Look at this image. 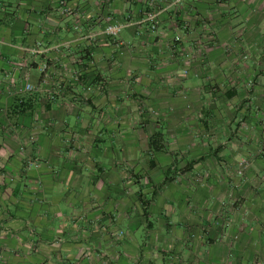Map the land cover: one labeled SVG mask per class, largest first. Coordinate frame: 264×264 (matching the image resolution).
Wrapping results in <instances>:
<instances>
[{"label":"crops","instance_id":"obj_1","mask_svg":"<svg viewBox=\"0 0 264 264\" xmlns=\"http://www.w3.org/2000/svg\"><path fill=\"white\" fill-rule=\"evenodd\" d=\"M156 2L0 0V264H264V0Z\"/></svg>","mask_w":264,"mask_h":264},{"label":"rangeland","instance_id":"obj_2","mask_svg":"<svg viewBox=\"0 0 264 264\" xmlns=\"http://www.w3.org/2000/svg\"><path fill=\"white\" fill-rule=\"evenodd\" d=\"M182 2H183V0H159V2H156L154 6L153 5L151 6L150 10L145 14L143 19H141L142 21L138 22V23L140 24L142 22H148L150 31L154 32V31H156V27H157V24H158V15H159V13L165 11L166 9L170 8L171 6L172 7L179 6V5L182 4ZM119 23H121V22H119ZM108 24H113V23H108ZM108 24H105V25H108ZM121 24L124 26L125 22H122ZM187 27H188V25H186V22H185L183 24V26H182V30L178 28L177 32L172 36V39L167 44V46H168L167 47V52H169L171 54L172 51H173L174 42H181V40H183L184 36H186V33L184 31H187ZM183 28H185V29H183ZM201 28H202V33H201L202 42L199 41L200 43H206V42L215 40L214 33L210 29L209 26L204 25V26H201ZM184 33H185V35H184ZM115 35H117V34H115ZM114 36H112V37L106 36V37L113 38ZM176 37H177V39H176ZM184 48L185 47H183V49L181 50L184 53H186V52H188L190 50L189 48H187V50H185ZM36 49H37V47H35V50L32 49L31 51L35 52ZM244 56H245V54L241 55V57H244ZM188 57H189V54H185V60L186 61H187ZM187 71H188V65L185 63L181 72L184 75V74L187 73ZM242 83H243V86H245L246 88H249V87L252 86L253 80L252 79H247V80L242 81ZM256 153H257V151H256ZM233 165L235 166V167H233L234 176H242L244 170L249 165L248 158L246 156H237V158L234 159V164ZM196 179H197V181H199V180L201 181V179L203 180L202 177H197ZM234 185L236 186L237 183L235 182ZM253 185H254V183H253ZM239 194L241 195L243 193H239ZM231 211H233V210H231ZM239 212H240L239 215L242 214L243 218H253L254 217L253 219H255V220H259L258 218H263V215L259 212L258 209H255V208H251V209H249L247 211L244 210L243 208H241L239 210ZM236 213H237V211L235 212V214ZM237 217H238V215H236L234 219H237ZM221 220H222V223H224L226 226H228V224H229L228 221H230V219H228V217H226L225 215H221ZM210 228H211V225H208L206 227V230L208 231ZM118 234H121V233L119 232ZM236 238H237V235L235 236V239Z\"/></svg>","mask_w":264,"mask_h":264},{"label":"trees","instance_id":"obj_3","mask_svg":"<svg viewBox=\"0 0 264 264\" xmlns=\"http://www.w3.org/2000/svg\"><path fill=\"white\" fill-rule=\"evenodd\" d=\"M162 140V136H161V133L160 132H154L151 136H149V138L147 139V145L150 147V149L152 150V151H155V150H157V149H161L162 148V145L160 144V141ZM193 162L192 161H190V162H188L187 163V165L183 168V170H186V169H188L190 166H191V164H192ZM154 164H153V162L152 161H150L149 163H148V167H152ZM169 177L168 176H164L163 177V179H162V181L158 184V186L157 187H161L166 181H169ZM154 186V185H153ZM155 187V186H154ZM152 188V192H151V194L153 195L154 193H155V191H156V189L155 188ZM138 199H139V201H140V204H141V206H142V210H143V214H144V216H147V205H148V201H149V199L148 200H142V198L138 195Z\"/></svg>","mask_w":264,"mask_h":264},{"label":"built area","instance_id":"obj_4","mask_svg":"<svg viewBox=\"0 0 264 264\" xmlns=\"http://www.w3.org/2000/svg\"><path fill=\"white\" fill-rule=\"evenodd\" d=\"M122 24L121 23H113V24H108V25H105L102 29V33L106 36H109V37H112L114 36L115 34H117V32L120 31V29L122 28ZM177 39V37H176ZM45 68V66L43 65L42 66V69ZM30 85L26 84L25 86V89H30Z\"/></svg>","mask_w":264,"mask_h":264}]
</instances>
